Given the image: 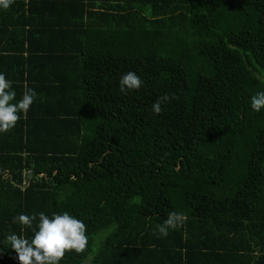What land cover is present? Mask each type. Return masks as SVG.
Wrapping results in <instances>:
<instances>
[{
    "label": "trees",
    "instance_id": "obj_1",
    "mask_svg": "<svg viewBox=\"0 0 264 264\" xmlns=\"http://www.w3.org/2000/svg\"><path fill=\"white\" fill-rule=\"evenodd\" d=\"M0 73L37 93L0 133V264L15 217L65 211L89 243L60 264H264V0H14Z\"/></svg>",
    "mask_w": 264,
    "mask_h": 264
},
{
    "label": "clouds",
    "instance_id": "obj_2",
    "mask_svg": "<svg viewBox=\"0 0 264 264\" xmlns=\"http://www.w3.org/2000/svg\"><path fill=\"white\" fill-rule=\"evenodd\" d=\"M13 3L14 0H0V8L8 9ZM143 84L140 76L129 71L120 78L119 90L127 94L128 91L139 90ZM16 95L12 81L0 73V133L10 132L21 119V114L26 115L37 97L36 91L30 88H25L19 101H16ZM172 98L176 97H170L167 93L158 97L152 104L153 113L156 115L162 113L164 110L162 105ZM251 108L256 112L264 109V91L257 92L251 97ZM36 219L35 214L31 216L20 214L13 219V223L33 230L31 239L15 233L6 236L5 243L16 252L19 264H60L67 253H82L87 249L89 243L87 225L69 212L53 213L51 217L41 212L38 225L33 228ZM186 221L187 216L184 213L172 211L156 229L161 237H167L169 229L181 228Z\"/></svg>",
    "mask_w": 264,
    "mask_h": 264
}]
</instances>
